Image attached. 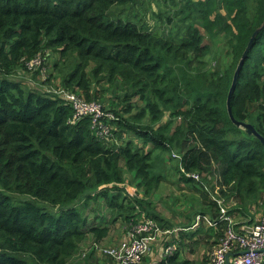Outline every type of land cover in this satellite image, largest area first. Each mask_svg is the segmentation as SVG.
<instances>
[{
    "label": "trees",
    "instance_id": "obj_1",
    "mask_svg": "<svg viewBox=\"0 0 264 264\" xmlns=\"http://www.w3.org/2000/svg\"><path fill=\"white\" fill-rule=\"evenodd\" d=\"M141 1L0 0V264H69L82 245L101 243L117 224L129 235L147 220L175 230L161 241L175 251L156 264H211L229 221L190 229L197 214L219 218L214 195L224 199L237 231L256 222L258 204L264 207V146L233 123L227 97L264 21V0H171L190 19L177 42L131 16ZM199 27L211 37L229 34L225 69L207 66L212 48ZM50 49L59 54L55 86L46 84ZM25 72L37 79L25 80ZM61 89L103 103L114 115L106 120L110 134L101 137L90 116L74 119ZM231 106L235 118L264 136V28ZM155 150L167 153L180 181L199 192L200 208L183 226L153 205L164 180L153 172ZM187 240L208 246L201 259L185 256ZM88 253L95 258L93 247Z\"/></svg>",
    "mask_w": 264,
    "mask_h": 264
},
{
    "label": "rangeland",
    "instance_id": "obj_2",
    "mask_svg": "<svg viewBox=\"0 0 264 264\" xmlns=\"http://www.w3.org/2000/svg\"><path fill=\"white\" fill-rule=\"evenodd\" d=\"M114 10L115 14H119L121 11L120 8H115ZM129 10L130 8H128L122 16H125ZM180 10V5L171 0H143L137 4L134 10H132L131 16L136 18L140 24H143L145 29L151 28L154 31L160 32L161 35L174 39V42H177L180 41L183 35H185L187 24L190 22V19L183 17ZM199 28L204 35L205 43H208L212 48L211 54L207 55L205 58L209 62L207 66L212 69L218 66H220L222 70L225 69L232 60L230 53H228V50L231 48L227 40L229 34L220 33L211 37L205 29L201 27ZM47 54L48 57L45 59V75L46 77H49V80L46 84L51 86L61 84V80L55 76L57 71L53 66L54 62L57 61L59 54L51 49L47 51ZM39 60L41 61V59ZM23 77L27 81L37 79L34 77V73L30 72L23 73ZM25 85L28 86V82H26ZM136 99L137 98H135V100ZM101 104L103 105V103ZM104 104L107 106L108 102H105ZM111 128H113V126H111ZM130 135L135 137L133 134ZM130 135H125V137L128 138ZM139 142L141 144V141ZM148 147L151 146L148 145L147 148ZM153 165V172L164 176L160 189L152 198L153 205L166 219L174 222L175 227L183 226L187 223V218L183 221L182 217L197 212L200 208L201 198L199 192L192 188L188 183L180 181V173L176 172L174 167L175 162L169 160V155L167 153L155 150L153 153ZM127 177L129 180L132 178L130 173H127ZM129 182L126 183L128 191L135 194L136 189L134 186L130 185ZM234 202L235 201L233 200L231 203ZM254 216L256 219L264 216V207L258 204ZM245 218L249 217H244L242 215L240 217V219ZM204 225H206L204 226V230H206L208 225ZM125 228L124 225H120L116 228V231L113 232L114 235L110 237L111 241L106 240L105 242H101L100 247L114 246L127 238L126 235L122 236V232ZM169 234L172 235L174 232ZM198 238H200V236H198ZM171 239H173V236H171ZM190 241L192 243H187V249L190 250H188V253L185 256H189L191 259H201L203 254L206 253L208 246H204L202 241L200 244L193 243V240ZM92 245V240L87 241L82 245L81 250L71 259L69 264H83L86 261H88L86 264H113L112 261H107V257L96 249L95 258H93V256L90 257L88 252ZM211 251L212 250H210V252Z\"/></svg>",
    "mask_w": 264,
    "mask_h": 264
},
{
    "label": "built area",
    "instance_id": "obj_3",
    "mask_svg": "<svg viewBox=\"0 0 264 264\" xmlns=\"http://www.w3.org/2000/svg\"><path fill=\"white\" fill-rule=\"evenodd\" d=\"M40 63L39 59L30 62V67ZM60 93L73 105L74 119L85 116L92 118V126L101 137L110 134L111 125L107 119H113L114 115L109 110L95 100H87L81 94L66 89H61ZM173 155L181 158L179 154ZM183 171H185L182 168ZM197 182L201 181V174L196 172L186 173ZM205 187L207 185L205 184ZM213 198L218 202L221 213L218 219H212L209 215L197 214L196 221L192 228L202 224L216 226L221 221H229L225 235L211 254V264H263L264 253V216L257 218L256 222L241 226L243 232L237 231L231 216L227 213V206L224 199L219 195ZM175 230L163 229L153 220H147L134 226L131 233L120 243L109 247H100V243L94 242L92 247L102 254L112 257L121 264H142L144 257L151 250L156 241H161L164 235ZM176 249V245H168L164 248V255H171Z\"/></svg>",
    "mask_w": 264,
    "mask_h": 264
},
{
    "label": "water",
    "instance_id": "obj_4",
    "mask_svg": "<svg viewBox=\"0 0 264 264\" xmlns=\"http://www.w3.org/2000/svg\"><path fill=\"white\" fill-rule=\"evenodd\" d=\"M264 28V21L263 23L261 24V26H259L255 31L254 33L252 34L251 36V39L248 43V45L246 46L243 54H242V57L237 65V68L234 72V75H233V80H232V84L230 86V89H229V92H228V97H227V107H228V112H229V116L230 118L232 119L233 123L235 125H237L238 127H241L243 128L246 133H248L249 135H255L256 137H258L263 146H264V136L263 134H261L256 128L255 126L252 124V123H249V122H245V121H241V120H238L237 118H235L234 114H233V111H232V106H231V100H232V96L235 92V89H236V84H237V81H238V78H239V74L241 72V69L243 67V64L248 56V53L250 51V49L252 48L253 46V42L256 38V36L258 35V33ZM261 251L264 253V247L261 249ZM263 264H264V258H263Z\"/></svg>",
    "mask_w": 264,
    "mask_h": 264
},
{
    "label": "crops",
    "instance_id": "obj_5",
    "mask_svg": "<svg viewBox=\"0 0 264 264\" xmlns=\"http://www.w3.org/2000/svg\"><path fill=\"white\" fill-rule=\"evenodd\" d=\"M185 219H186V217H182V220L183 221H185ZM181 220V221H182ZM195 221H196V219H194L193 220V222H192V224L194 225V223H195ZM204 224H202V225H200L199 227H202ZM120 225L119 224H117V226H116V228H118ZM206 226V225H205ZM193 227V226H192ZM198 227V228H199ZM116 228H114V229H112V231L110 232V235L107 237V238H105V240H103L102 242H105L106 240H110V237L111 236H113L114 235V233L113 232H115L116 230ZM189 228H191V227H189ZM189 228H187V229H189ZM197 227L196 228H193V229H190V230H195V229H198ZM123 230V229H122ZM129 231V230H128ZM127 231V232H128ZM127 232L125 231H123L122 232V236L123 235H126L127 236ZM121 237V236H120ZM111 241V240H110ZM161 241H162V239H161ZM161 241H156L155 242V244H153V246H152V248H151V250L147 253V255H146V257H147V263L148 264H156V262L157 261H159V260H161L162 259V256L164 255V248H163V246H162V243H161ZM187 243H192L190 240H187ZM188 250H190V249H187L186 248V252H185V255L188 253ZM189 257V256H188ZM190 258V257H189ZM144 264H145V262H144Z\"/></svg>",
    "mask_w": 264,
    "mask_h": 264
}]
</instances>
